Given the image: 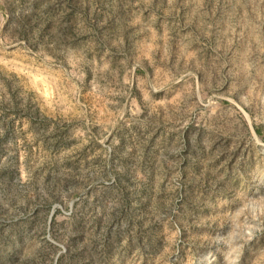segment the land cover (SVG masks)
Masks as SVG:
<instances>
[{
  "label": "rangeland",
  "instance_id": "1",
  "mask_svg": "<svg viewBox=\"0 0 264 264\" xmlns=\"http://www.w3.org/2000/svg\"><path fill=\"white\" fill-rule=\"evenodd\" d=\"M0 264H264V0H0Z\"/></svg>",
  "mask_w": 264,
  "mask_h": 264
},
{
  "label": "trees",
  "instance_id": "2",
  "mask_svg": "<svg viewBox=\"0 0 264 264\" xmlns=\"http://www.w3.org/2000/svg\"><path fill=\"white\" fill-rule=\"evenodd\" d=\"M256 133L258 134V130H256Z\"/></svg>",
  "mask_w": 264,
  "mask_h": 264
}]
</instances>
